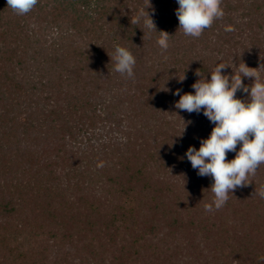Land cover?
I'll return each instance as SVG.
<instances>
[{
    "label": "trees",
    "instance_id": "obj_1",
    "mask_svg": "<svg viewBox=\"0 0 264 264\" xmlns=\"http://www.w3.org/2000/svg\"><path fill=\"white\" fill-rule=\"evenodd\" d=\"M151 5L166 51L131 23L146 0H39L26 15L0 0V264H264V164L205 211L213 178L185 153L215 125L175 108L219 63L264 80V0H222L199 38L177 0ZM117 45L134 78L114 70Z\"/></svg>",
    "mask_w": 264,
    "mask_h": 264
},
{
    "label": "clouds",
    "instance_id": "obj_2",
    "mask_svg": "<svg viewBox=\"0 0 264 264\" xmlns=\"http://www.w3.org/2000/svg\"><path fill=\"white\" fill-rule=\"evenodd\" d=\"M38 2L6 0L7 6L17 15L28 14ZM177 3L179 7L175 14L179 29L186 36L199 38L215 20L224 16L222 0H177ZM151 7V0H146V7L138 9L131 23L139 24L143 19L145 29L159 33L157 43L166 51L170 35L157 31L147 11ZM225 30L233 31L234 28L228 26ZM111 60L115 61L114 70L117 73L134 78L136 59L128 49L117 45ZM226 67L229 66L224 63L216 64L210 80L197 71L196 75L201 78L192 85L194 94L180 95L179 89L175 92L180 96L175 108L189 113L203 110V114L215 125L210 136L201 140L198 150L190 146L185 153L192 168L198 170V175L213 178L210 189L214 199L205 204L207 212L221 209L227 203L229 193L232 194L238 187L248 186L251 183L249 176H255L259 166L264 164V80L257 69L244 63L238 66L239 74L231 76L222 74ZM242 77L254 78L250 88L244 85ZM240 90L249 94L247 101L236 98ZM237 145H240L239 151ZM228 152H235V158L227 160ZM253 195L264 199V186L258 191L255 189Z\"/></svg>",
    "mask_w": 264,
    "mask_h": 264
},
{
    "label": "rangeland",
    "instance_id": "obj_3",
    "mask_svg": "<svg viewBox=\"0 0 264 264\" xmlns=\"http://www.w3.org/2000/svg\"><path fill=\"white\" fill-rule=\"evenodd\" d=\"M232 233H233V232H231V234H232ZM225 251H227V248H226V250H225ZM204 253H205V254L207 253V250H206V249L204 250Z\"/></svg>",
    "mask_w": 264,
    "mask_h": 264
}]
</instances>
